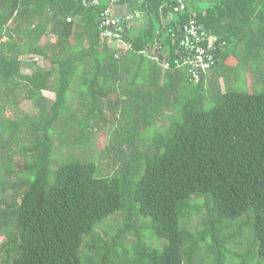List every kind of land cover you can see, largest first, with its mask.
<instances>
[{
    "label": "trees",
    "instance_id": "trees-1",
    "mask_svg": "<svg viewBox=\"0 0 264 264\" xmlns=\"http://www.w3.org/2000/svg\"><path fill=\"white\" fill-rule=\"evenodd\" d=\"M184 5L0 0V264H264V0Z\"/></svg>",
    "mask_w": 264,
    "mask_h": 264
},
{
    "label": "rangeland",
    "instance_id": "rangeland-1",
    "mask_svg": "<svg viewBox=\"0 0 264 264\" xmlns=\"http://www.w3.org/2000/svg\"><path fill=\"white\" fill-rule=\"evenodd\" d=\"M45 39V38H44ZM24 59L28 60L29 58L28 57H24ZM237 60V59H236ZM235 59H230L227 64L228 65H231L233 63L236 62ZM44 62V66L46 69H48L50 67V63L48 61H43ZM42 63V62H41ZM27 73H29V71H27ZM246 90H248L249 92H254L256 89H257V86L255 85V79L253 78L252 74L249 72L246 74ZM220 87L222 89V92H225L227 91V88H226V85H225V82L224 80H220ZM44 96L46 98H48L49 100H54L55 99V94L49 90H45L43 92ZM22 109L24 110V112L26 113H32L34 112L35 108H34V105L29 102V101H25L22 105H21ZM99 138V144H98V150H101L105 147L106 145V142L108 140V136L105 132H101L98 136ZM207 214V211L206 210H203V213H201V215H194L192 214V224L193 225H197V223H199V221H202V218L200 220V217L203 216V215H206ZM126 214L123 212V213H118L112 217H110L103 225L101 228H98L97 229V232L93 235V236H101V237H106L108 238V240H110V238L112 236H116L120 229L122 228V225L123 223L125 224V222L127 221L126 220ZM186 222L187 225H189L191 228H192V225L189 224V219L188 218H185L184 220ZM136 226H138L137 222L135 221V224ZM92 237V236H91ZM7 238V237H6ZM5 236H2L0 237V255L3 254V244L5 243ZM128 239L132 240L133 242L135 241V237L133 235L129 236ZM209 260L208 259H205V264H207Z\"/></svg>",
    "mask_w": 264,
    "mask_h": 264
},
{
    "label": "built area",
    "instance_id": "built-area-1",
    "mask_svg": "<svg viewBox=\"0 0 264 264\" xmlns=\"http://www.w3.org/2000/svg\"><path fill=\"white\" fill-rule=\"evenodd\" d=\"M95 1V0H93ZM115 1H119V0H115ZM177 4L179 6H181L182 8H184V0H177ZM132 18V16H129L128 17V20L130 21ZM103 26L107 27V30L105 31V34L106 36H108L110 39H112L113 37L115 39H117V42H118V39L120 38L119 34L114 30V31H111L112 28L109 29V27H112V26H118L119 25V21L115 19V16L112 14H110L109 11L106 12L105 16L103 17ZM192 27L189 29L190 31L189 32V36L190 37H196L197 36V30H196V25L194 24V22L191 24ZM211 39V41H210ZM214 41L215 39L214 38H209V50H211L213 44H214ZM119 43H121V40L119 39ZM199 52V55H197L196 59L194 60V64H195V72L198 74L199 71L201 72H206L208 69H209V66L211 65V57L208 56V58H206L204 55H205V49H200L198 50Z\"/></svg>",
    "mask_w": 264,
    "mask_h": 264
},
{
    "label": "water",
    "instance_id": "water-1",
    "mask_svg": "<svg viewBox=\"0 0 264 264\" xmlns=\"http://www.w3.org/2000/svg\"><path fill=\"white\" fill-rule=\"evenodd\" d=\"M14 7V6H13Z\"/></svg>",
    "mask_w": 264,
    "mask_h": 264
}]
</instances>
